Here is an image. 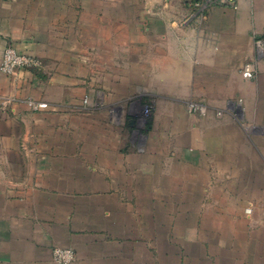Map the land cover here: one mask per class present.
<instances>
[{"label": "crops", "instance_id": "crops-1", "mask_svg": "<svg viewBox=\"0 0 264 264\" xmlns=\"http://www.w3.org/2000/svg\"><path fill=\"white\" fill-rule=\"evenodd\" d=\"M191 1L0 0V264H264V0Z\"/></svg>", "mask_w": 264, "mask_h": 264}, {"label": "built area", "instance_id": "built-area-1", "mask_svg": "<svg viewBox=\"0 0 264 264\" xmlns=\"http://www.w3.org/2000/svg\"><path fill=\"white\" fill-rule=\"evenodd\" d=\"M191 6L196 9L199 16H203V12L211 6L229 7L231 9H237V0H192ZM254 47L256 50V56L246 62L241 70V74L246 79H256L258 75V66L261 56L264 54V36H253ZM41 63L35 57L29 56L22 52L8 47L5 49L3 58L0 64V72L9 76L15 75L16 72L21 70H28L38 68ZM87 100L85 101V103ZM31 107L33 110H40L46 108V104L32 102ZM187 109L191 114L204 116L208 112V107L204 104L196 102H188ZM149 108L145 109V115L149 114ZM222 111H216V116L221 117ZM54 260L58 264H70L74 258V253L68 249L56 248L53 252Z\"/></svg>", "mask_w": 264, "mask_h": 264}]
</instances>
